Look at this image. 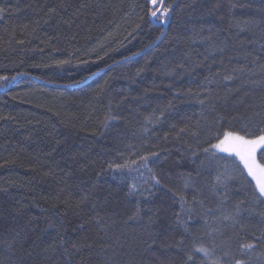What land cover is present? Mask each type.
<instances>
[{
	"label": "trees",
	"instance_id": "16d2710c",
	"mask_svg": "<svg viewBox=\"0 0 264 264\" xmlns=\"http://www.w3.org/2000/svg\"><path fill=\"white\" fill-rule=\"evenodd\" d=\"M227 132L264 134V0H0V264H264Z\"/></svg>",
	"mask_w": 264,
	"mask_h": 264
},
{
	"label": "snow or ice",
	"instance_id": "6c2138e0",
	"mask_svg": "<svg viewBox=\"0 0 264 264\" xmlns=\"http://www.w3.org/2000/svg\"><path fill=\"white\" fill-rule=\"evenodd\" d=\"M152 2L155 4L156 0H152ZM166 12L167 10L164 9L161 15H165ZM152 15L156 16L157 13L153 12ZM200 103H203V101H200ZM215 147H222L223 151L235 153L239 156L244 167L247 169L248 175L255 180L260 196L264 197V166L258 164L256 161L257 151L264 150V134L253 138H246L238 133L227 132L224 135V139ZM145 160H147V157H145ZM247 247H251V245H247ZM199 251L207 254V250L204 248H200Z\"/></svg>",
	"mask_w": 264,
	"mask_h": 264
},
{
	"label": "rangeland",
	"instance_id": "374dc122",
	"mask_svg": "<svg viewBox=\"0 0 264 264\" xmlns=\"http://www.w3.org/2000/svg\"><path fill=\"white\" fill-rule=\"evenodd\" d=\"M223 139H224V138H223ZM223 139H221V140H223ZM221 140H220V141H221ZM219 144H220V142L217 143L216 146L219 145ZM215 149H216V150L223 151V150H222V147H215ZM257 153H258V151H257ZM257 153H256V154H257Z\"/></svg>",
	"mask_w": 264,
	"mask_h": 264
},
{
	"label": "water",
	"instance_id": "95a60500",
	"mask_svg": "<svg viewBox=\"0 0 264 264\" xmlns=\"http://www.w3.org/2000/svg\"><path fill=\"white\" fill-rule=\"evenodd\" d=\"M154 17H155V16L152 17V20H154Z\"/></svg>",
	"mask_w": 264,
	"mask_h": 264
}]
</instances>
